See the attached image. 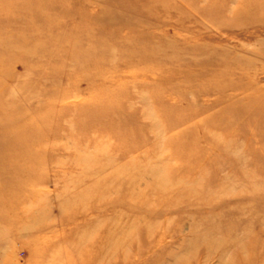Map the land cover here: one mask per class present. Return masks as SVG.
I'll return each mask as SVG.
<instances>
[{"label":"rangeland","instance_id":"374dc122","mask_svg":"<svg viewBox=\"0 0 264 264\" xmlns=\"http://www.w3.org/2000/svg\"><path fill=\"white\" fill-rule=\"evenodd\" d=\"M249 1L0 0V264H264Z\"/></svg>","mask_w":264,"mask_h":264},{"label":"bare ground","instance_id":"6f19581e","mask_svg":"<svg viewBox=\"0 0 264 264\" xmlns=\"http://www.w3.org/2000/svg\"><path fill=\"white\" fill-rule=\"evenodd\" d=\"M263 2V4H264V0H250L249 2V6H250V11H255V12H257L258 10H259V8L257 7L258 5H260V3H262ZM236 24V23H235ZM189 79V78H188ZM259 97V99H261V96H254V97H251L252 98V100H253V102H255L254 101V99H256V98H258ZM25 119V118H24ZM256 119V118H255ZM9 129V128H8ZM11 129V128H10ZM218 154L220 155V154H223V156L225 155H228L226 152H225V150H224V147L222 146L221 148H219L218 150ZM224 241H227L226 239H224V240H216V241H214L212 244L213 245H218L219 247H222V245H223V242ZM236 244H238L237 242H236ZM217 247V246H216ZM240 247V250L237 252V257H238V259H240V264H241V262H242V264H250L251 263V260L249 259V258H241V256L243 257V255L241 254L243 251H244V248L245 247H242V246H239ZM241 255V256H240ZM233 263H235L234 262V259H233Z\"/></svg>","mask_w":264,"mask_h":264}]
</instances>
